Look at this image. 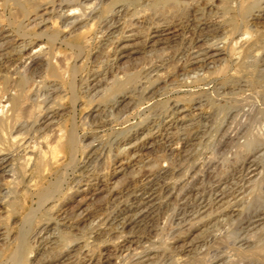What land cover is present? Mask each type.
<instances>
[{
  "label": "bare ground",
  "instance_id": "6f19581e",
  "mask_svg": "<svg viewBox=\"0 0 264 264\" xmlns=\"http://www.w3.org/2000/svg\"><path fill=\"white\" fill-rule=\"evenodd\" d=\"M201 1L114 0L101 11L109 18L100 22L104 0H39L41 5L37 2V7L31 8L33 16L26 14L18 30L55 19L60 23L58 27L66 31L64 38L79 36L86 27L99 22L98 33L105 40L102 45L110 54L79 83L81 95L87 97L88 103L101 99L99 104L94 103L95 109L84 120L93 113V117L104 114L98 125L105 128L121 116L115 109L122 103L125 108H138L142 116L146 109L142 105L148 100L151 102L159 91L164 97H176L153 116L142 117L134 131L115 133L113 138L96 144L95 141L81 143L75 129L68 134L64 131L63 115L56 107V102L65 94L64 86L49 78L54 75L51 66V56L56 53L54 48L42 43L30 44L19 38L20 35L13 36L12 29L0 28V253L8 249L10 243L16 244L9 258L0 264H27L30 245L40 250L61 246L62 250L48 260L39 258L29 264H152L154 254L161 249L154 246L156 222L162 210L169 206H175L172 209L174 229L201 215V219H208L211 226L218 228L230 224L233 217L235 221L242 217L244 210L236 206L240 192L264 169V123L260 133H248L251 123L260 120L258 115L264 109V0H219L220 5L204 0L205 6L198 7ZM2 2L21 5V0ZM207 7L210 8L207 10ZM210 14L215 17L209 18ZM232 21L233 26L229 24V28L227 22ZM127 27L135 31L125 32ZM127 38L136 43H124L123 39ZM58 41L55 38L51 42L57 44ZM137 45L140 47L136 48ZM226 51L230 52V59ZM168 52L171 63L166 66V60L157 56ZM137 53L150 60L122 79L118 74L124 66L118 67V60L126 58L137 62ZM233 65L237 69H233ZM61 73L75 82V69L71 75ZM213 75H220L222 80L228 78L212 90L215 100L210 95L195 97L196 84L209 81ZM224 99L233 102L226 116L237 123L234 131L232 123H218V134L221 128L225 129L216 139L217 145H222L223 138L232 133L227 137L235 139L233 143L254 146L258 148L257 153L253 151L241 159L228 180L214 179V163L207 159L194 161L183 172L173 158L180 156L187 160L191 156L189 148L195 142L205 141L218 114L216 110L221 109L219 102ZM71 100L75 106L76 96ZM151 140L160 146L159 158L167 162L166 166L139 159L143 166H148L146 172L130 176L123 183L115 181L111 186H108L110 177L95 170L100 162L108 159L115 166L110 175L125 171L141 158L143 149L153 144ZM79 147L92 152L78 177L72 179L70 188L73 190L68 200L80 197L78 204H81L104 194L96 199L101 200L98 210L69 214L63 208L68 201L57 204L55 200L62 193L68 165H77ZM67 157L70 164L63 165ZM190 172L193 173L190 175ZM53 175L55 184L46 188L38 186ZM199 175L201 179L196 178ZM205 179L207 184L203 183ZM19 187L25 194L35 189L31 192L36 196L35 206L20 220L22 227L34 222L36 227L30 234L19 233L14 240L7 221L4 220V225L2 220L10 219L11 211L14 212L10 207ZM41 212L45 213L44 217L35 220ZM41 221L43 223L39 224ZM85 221H88L89 231L86 238L71 233ZM239 226L253 235L264 233V212L247 215ZM66 237L68 239L63 241ZM238 242L239 247H247L250 241L241 238ZM165 246H162L163 251H168L178 264L193 247L190 244L179 249ZM223 260L216 256L208 264H224Z\"/></svg>",
  "mask_w": 264,
  "mask_h": 264
},
{
  "label": "rangeland",
  "instance_id": "374dc122",
  "mask_svg": "<svg viewBox=\"0 0 264 264\" xmlns=\"http://www.w3.org/2000/svg\"><path fill=\"white\" fill-rule=\"evenodd\" d=\"M38 1L39 0H21L20 2L21 5L18 6V5H15L14 3L5 4L1 0L0 1V5H1L0 6V28H3L4 30H9L10 28L14 32L13 36L20 35L19 38L22 37L23 39H25V41L30 42V44L32 43H42L44 45L46 44L54 48V50L56 51L55 56H51V59H52L51 66H52L54 75L49 78L51 80H54L57 83H61L64 86V93H65L63 96L64 98L63 97L60 98L61 101L58 98L57 99L59 101H57V99L55 98V101H57L56 107L60 110V112L63 115L62 124H63V128L66 134H68L70 130L75 129V135L77 138H79L78 140H80L81 143L88 144L90 142L95 141V144H96L97 141L106 142V140L113 138V134L115 133L117 134V133H124L126 131L127 132L134 131V128L139 126L142 117L153 116L155 113H158L164 107L165 103L176 100V97L174 96L164 97V93L159 91V93L155 95V97L151 100V102L150 100H148L146 101L147 104L142 105V107L145 105V108H146L145 111L143 112L144 114L142 113L143 114L142 116L138 114V110H139L138 108L136 110L135 109L132 110L130 106L129 107L127 106L125 108V106H123V103H122L115 109V112L118 113V115L120 114L121 116L116 119L114 118L112 120V123L107 125L105 128H101L98 125L101 122L100 120L103 119L104 114H100L99 116L97 115L93 117L94 115L93 113L92 116H90L89 118H86L87 120H84V118L87 115H89L92 112V110L95 109L94 103L97 104L101 99H98L99 101L96 100V102L93 101L94 103L91 102L92 104L88 103L86 101L87 97H84L83 94L81 95V91L79 90L78 86H79V83L82 82V80H84L86 77L90 75L91 69H95L100 64V61H102L105 56L110 54V52H107L106 50H104L105 46L102 44L105 43V40H102V38H100V34L98 33V31H100L99 22L102 19L109 18V16L106 17V14H104L101 11L106 8L105 7L106 4H110L114 0H104V3L102 4L103 7H101V10H100L99 22L94 23L90 27L89 26L86 27V29H84L81 32V34H79V36L78 35L73 36V37L66 36V38H64L66 35V31H64L65 29L64 30L60 29V27H58L60 26V23L55 19H47L46 22L41 23L39 26L38 25H35V27L28 26L29 29L27 30L25 29L26 31L24 29L18 30V26L21 25V23L24 22V20L26 19L25 17L26 14L27 15L33 14V11L31 8L34 6L33 7V10H34V8L37 7V4L39 3ZM183 1L185 2V1H190V0H183ZM218 1L219 0H213V4L220 5ZM204 3H205L204 0H202L201 5H199L198 7L202 5L205 6ZM40 5L41 4L39 3L38 6ZM119 5H122V4L119 3ZM114 6H118V4H115ZM209 8L207 7V10ZM213 12H216V11L213 10ZM32 16H31V19H32ZM53 16H56V13H54ZM208 17L213 18L215 17V15L210 14ZM39 21L40 20H38V22ZM227 23H228L227 25L230 24L231 26H233V21L227 22ZM230 25L228 26L229 28L231 27ZM127 28L125 29V32L129 30L135 31V28L133 29L130 27H127ZM14 29L17 31L15 32ZM124 35H127V34H124ZM55 38L59 39L57 44L56 43L54 44L51 42ZM123 42L131 44V43H136V40H133L132 38H127V39H123ZM135 47L138 48L140 46L137 45ZM132 48L133 47L129 48L128 50L130 51L132 50ZM168 51H171V50H168ZM226 53L229 57L228 59H230L231 57L230 52L226 51ZM154 56H156V53L154 54ZM154 56H152L151 58H153ZM137 57H138L137 62L129 61L126 58L118 60L117 62L118 67L124 66L118 74L120 75V77L122 76V79L126 78L125 77L126 74L133 72L134 70L142 66V64H145L147 60H150V57H146L144 54H141V53H137L136 58ZM157 57L165 59L166 66L170 65L171 63V53L170 52H168L167 54H163V55L158 53ZM59 66H61L63 69L61 70ZM235 68L237 69V67L233 65V69ZM72 69H75V82L71 81L72 78L71 79L69 78L71 81L69 82L68 77L66 78L65 76L64 78L63 77L64 75L61 73L62 71L64 73L69 72V75H71L70 73ZM227 79L228 78H224L222 80L220 78V75H215V76L213 75V77H211V79L209 80L210 82L206 81V82H203V84L202 83L196 84L195 87H197V89H196V94H194L195 97L202 96V95H210V97L213 96L211 98L215 100V93H213L212 90H214L215 87H217L220 83L224 82ZM69 83L72 84L71 88L69 87L70 85ZM71 92H73L72 94L76 96L75 106L71 103L72 102L71 99L73 96ZM219 103L221 105L220 106L221 109L218 108L219 110L218 111L216 110V113L218 114L216 115V118L214 120V123H213L214 125L212 124L214 127L212 126V129H209L210 127L208 128L211 134L209 132L206 133L205 135L206 137L204 138L205 141H202L198 144L197 142H195L194 143L195 145L193 144L189 148L191 156L187 160L180 158V156H176L173 158L175 160L174 164L179 165L183 172H185V170H187V168H189V166H191V164L194 161H197L198 163L200 161H205L207 159L206 161L212 162V164L213 163L215 164V165L213 164V166H215L214 167L215 169H213L214 179L217 178V179L228 180L227 178H229L231 175L234 174V170L237 167L238 162H240L241 159L245 158L247 155H249L253 151L256 152L258 150V148L255 149L254 146H250L251 148H249V146H242V145L240 146L239 144H236L235 142L234 144L233 141H235V139L233 140L227 137L231 135L232 133H230L229 135L223 138L224 141L221 143L222 145H219V146L217 145L216 139H219L220 134L225 129V127H223L224 129L221 128L219 130L220 133L218 134V131L216 130V128H219L220 126V124L218 123L222 121H227L228 124L232 123L230 125H232L231 129L233 131L237 123V121H234V119H231V117L227 118L226 116L229 110L231 109V106H233L232 104L233 102H230L229 99H224V100H221ZM185 113H187V111ZM258 118L260 120H257L256 122L251 123V126H250L251 128L249 127L248 129L249 134L261 132L262 130L261 128L264 123V119H263L264 109H262V112L260 111ZM73 124L74 126H72ZM207 134L208 135L210 134V135L208 136ZM243 141L244 139H242L240 143H243ZM149 146H148L149 148L143 149L141 151L142 156L141 158H137L138 161L136 162V164H134L133 162V165H131L130 167H128L125 171L121 173H115L116 175H110L112 174V170L115 166H113L112 162L108 159L104 160L105 162L99 161L100 166H97L95 170L99 171L100 174L101 172L102 173L104 172V174L107 175V177L109 176L111 180L108 186H111L113 185V182L115 183V181L116 182L120 181V183H123L124 180L126 182L131 177H134L136 175L138 176L139 174L141 175L144 172H146L145 170H148V169H145V167L147 168L148 166L146 164H145L146 166L145 165L143 166V163L139 162L141 159L143 160V162H146L147 160L150 161L149 162L150 164L157 163L158 166L159 165L161 167L166 166L167 162L161 161L159 158L160 155H162L160 146L157 145L155 142H153V144ZM90 152L92 151L91 150L88 151V149L82 150L81 147L77 149V152H76L77 165L75 167L71 166L72 164L68 165V170H66V179L63 182L64 184L62 186L63 187L62 193L56 197L55 203L57 204L63 203L64 201L66 202L68 201L63 208H66L69 214L70 212H74V211H76V213L79 212L82 214H86L90 212L92 213L94 210H98L99 205H101V200H96V199H98L97 197L103 195L104 193L95 196L94 200L87 199L84 201L85 203L82 202L81 204H78L79 203L78 200L80 199V197H76V199L74 200H71V199L70 201L68 200V198L71 197L72 190H73L70 188L72 186V179L78 177L77 176L78 173L82 171L81 166L87 160L88 155L91 154ZM69 160H70L69 157L64 159L63 165L70 164ZM192 173L193 172H190L189 174L191 175ZM200 176L201 175L197 176L196 178L201 179L202 176L201 177ZM55 178L56 177L53 175L48 180L46 181L43 180L40 184H38V186L41 188L52 186L56 182ZM206 180L207 179L203 181L204 184H207ZM48 182L49 183L53 182V183L49 185ZM20 187H19L20 189L19 192L15 196V202L13 203L12 207H10L11 210H14V212L11 211L10 219L8 220L1 219L2 224L5 221L7 222L9 221L8 223L7 222L5 223L7 224L6 226L10 229L9 232L11 234V238L14 237V240H16L17 236L20 234L24 233V235H27L28 233L29 234L32 233L36 227L35 222L32 223L30 226L22 227L23 224H21L22 222L20 219L25 216L27 211H29L32 207L35 206L34 202L36 201V196L32 194L34 188H31L30 191L27 194H25V191H22ZM83 187L84 186L82 183L81 188ZM245 187L246 188H243V192H240L241 193L239 195L240 198L237 199L238 203H236V206L238 204V208H240V210L242 211L244 210L245 212L243 211L242 217L238 218L237 221H235L236 217H233L232 218L233 222L229 220L228 222L231 221V223L230 224L228 223V225L226 223L225 225H223L224 227L219 226L218 228L216 226L217 227L216 228L214 226L215 227L214 228L213 226H211L212 222L209 223V220L206 218L201 219V216H202L201 215V216L194 218L195 220L192 219L190 223H186L184 225H181V227L174 229L172 219H173V210L175 206L171 205L169 206V209L167 208V209L162 210V212L159 214V218L157 220L158 222H156V227L158 225L155 231V236H154L155 237L154 239H156L154 243L156 245L153 243L154 246H156L157 248H161V249H158L156 254H154L156 256H154V258L152 259L153 260L152 264H178L174 262L172 255L169 254L168 251H163L162 246L163 248L166 245L165 247L169 246V247H175L179 249L184 244H190L193 247H192L191 252L188 254V256L186 255L185 258L183 259L184 261L183 260L180 261L179 264H208V261L216 256L223 257L224 264H264V233H258L256 235L255 234L253 235L252 232H245V230H242V226H239L240 223L246 220L247 215L255 213V211L264 212V169L262 170V173L259 175V177L255 181L251 182L249 185ZM229 199H231V197ZM44 215H45L44 212L39 213L35 220L42 219ZM199 219L200 221H198ZM42 223L43 221H41L39 224H42ZM88 232H89L88 231V221L79 223L77 228L71 231L72 234H76V237H79V238L80 237L86 238V236H88ZM241 238L249 239L250 242L247 247L238 246L239 245L238 241ZM66 239H68V237L63 239V241H65ZM30 246H32V249H31V252H29V254L26 255V258L28 261V262L26 261L27 264L35 260H38L39 258H44V260H48L52 258V256L53 257L57 256V254L62 250L61 246L57 247V249L56 248L54 249L46 248L45 250L37 249L38 247L36 245L34 246L30 245ZM15 248H16V244L12 242L9 244L8 249L1 251L0 262L6 261L7 258H9L8 256L11 254L12 251L15 250ZM161 250L164 253H162ZM162 254L164 255L162 256Z\"/></svg>",
  "mask_w": 264,
  "mask_h": 264
}]
</instances>
